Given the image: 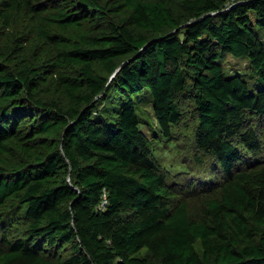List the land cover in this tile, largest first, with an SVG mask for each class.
<instances>
[{"label": "trees", "instance_id": "1", "mask_svg": "<svg viewBox=\"0 0 264 264\" xmlns=\"http://www.w3.org/2000/svg\"><path fill=\"white\" fill-rule=\"evenodd\" d=\"M0 264H264V0H0Z\"/></svg>", "mask_w": 264, "mask_h": 264}, {"label": "rangeland", "instance_id": "2", "mask_svg": "<svg viewBox=\"0 0 264 264\" xmlns=\"http://www.w3.org/2000/svg\"><path fill=\"white\" fill-rule=\"evenodd\" d=\"M223 63L227 72L243 71L247 70L248 62L245 58L236 57L231 54H227L223 59ZM180 106L183 114L180 122L175 127V137L171 141L159 140L155 143L156 156L160 159L162 164L173 173L183 171V174L190 176L200 174L202 167L197 156H194L196 147L192 136V127L194 124V114H190V102L181 97ZM150 121H153L152 115L147 116ZM144 129L151 130L143 125ZM200 154V153H199ZM203 157L201 155H198ZM205 159V158H203ZM181 176V174L179 175ZM15 230L20 231L23 228V221L18 220L13 225Z\"/></svg>", "mask_w": 264, "mask_h": 264}, {"label": "water", "instance_id": "3", "mask_svg": "<svg viewBox=\"0 0 264 264\" xmlns=\"http://www.w3.org/2000/svg\"><path fill=\"white\" fill-rule=\"evenodd\" d=\"M128 62V60H125L121 65H124V64H126Z\"/></svg>", "mask_w": 264, "mask_h": 264}, {"label": "built area", "instance_id": "4", "mask_svg": "<svg viewBox=\"0 0 264 264\" xmlns=\"http://www.w3.org/2000/svg\"><path fill=\"white\" fill-rule=\"evenodd\" d=\"M104 203H105V200L103 201L102 206H104Z\"/></svg>", "mask_w": 264, "mask_h": 264}]
</instances>
